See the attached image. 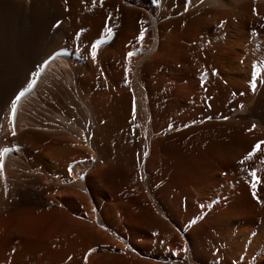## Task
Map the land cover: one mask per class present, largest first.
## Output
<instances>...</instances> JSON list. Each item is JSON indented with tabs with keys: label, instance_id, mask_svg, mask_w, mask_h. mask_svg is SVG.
I'll use <instances>...</instances> for the list:
<instances>
[{
	"label": "bare ground",
	"instance_id": "1",
	"mask_svg": "<svg viewBox=\"0 0 264 264\" xmlns=\"http://www.w3.org/2000/svg\"><path fill=\"white\" fill-rule=\"evenodd\" d=\"M153 1L160 2L159 8L168 5V13H164L165 15L181 13L183 16L179 18L175 16L176 19L165 22L158 28L156 26L155 28L159 32L156 51L151 49L149 55L136 57L132 64L138 66V69L135 68L137 70L136 77L132 78L134 84L130 86L136 91L137 114L132 111L133 97L130 91L132 88L125 85L123 73L112 65L114 59L123 60L127 56L128 50L132 47L131 38L136 35L138 29L145 27V22L149 19L145 13L132 6L135 0H110L104 7L94 8L92 12L88 11L84 16L82 25L85 22V24L94 27V25L101 26L106 23L107 32L99 35L96 39L107 36L110 32H119L116 40L100 47L97 53H94L93 48H89L86 43L81 45L79 43L80 47L77 49L72 46L69 48L57 42L55 36L50 35V27L61 13L60 10L54 11V7L62 4L60 0H31L30 2L27 0H0V259L2 256L4 258L6 251L12 248V246L9 248L8 244L13 241L14 243L18 242L17 247L14 248L16 249L15 257L34 256L36 259V255L50 254L57 255L59 258L82 257V252L86 250V244L79 246L75 239L79 235L88 238L93 235L90 232L92 226L88 223V219H92L94 224L99 226V230L95 229V235H97L95 237H98L100 231L102 233V238H96L94 245L99 243L104 245V251H99L93 256L94 261L106 255L108 257L104 260V264H112L115 258L122 261L129 257L131 259L132 254H137L138 250L143 253L150 249L149 245L147 247L143 244L141 247L137 244L132 245L125 241L124 237L122 238L127 226L124 220L122 222H120L122 219L116 220L117 212L114 214L112 209L114 205L102 203L105 199L102 183L109 178L117 179L123 185V189L125 187L128 191L140 186L139 175L136 173L137 170H134L136 162L141 167L140 172L146 177L145 181L151 180L152 185L155 181V163L162 164L159 173H162L163 177L165 174H169L167 166L171 164V158L166 148L163 149V145L167 144L166 139L154 141L153 154L149 161L147 160L152 138L151 134L148 135V131H151L149 128L150 101L155 123L158 122L157 132L163 130L164 123H166V121L160 123L161 120H158V110L160 108L164 110L168 106L162 103L164 98L162 85H165L166 81L164 82L161 78L166 72L163 71L161 78L154 79L152 77V72L157 66L156 62L158 59H165L167 55L169 62L173 65L178 60L181 63L186 62V66L191 68L192 63L195 65L198 61L202 63L203 60L199 58L202 46L195 47L193 45L195 44L191 34L193 32L197 43H200L199 39L203 38L202 41H205L207 49L216 50L217 54L211 60L221 68L223 76L240 75L242 74L240 66L245 64L248 58L253 59L248 56L250 31L260 29L261 21L259 19L262 17L260 14L262 11L264 13V2L261 0H151V5ZM74 3L75 1L71 0L73 7L70 15L76 26H79L74 18L76 9H74ZM36 4L42 7V13L35 14L36 17L31 24L30 18L33 17V13H36L33 11ZM154 11H157V8ZM253 19L254 21H252ZM255 19L259 22L255 23ZM156 21L155 19V23ZM197 27L199 28L195 32ZM201 29L204 31L202 36H200ZM225 31L228 32V35L224 37ZM77 36L76 39L83 37ZM153 38L150 37L149 41ZM260 39L264 42L262 34ZM191 41L193 42L190 43ZM75 42L78 43L77 40ZM58 47L60 48L54 51ZM62 48H69L73 52L79 53L84 61L58 58L49 64L42 76H38L44 62ZM52 51L54 52L51 53ZM101 52L104 62L102 68L99 67L101 62L98 66V63L94 62L95 55ZM219 62L222 64L220 65ZM180 65L182 66V64ZM233 65H236V68ZM104 70L112 75L109 77L106 74L103 77ZM34 83V90L18 103V111L14 118L13 104L16 105L17 97L31 88L29 85L32 86ZM189 87L180 88V91L186 94L185 97L183 93L181 99L184 103L187 98L192 96ZM216 89L211 85L206 94H214ZM226 89L227 87H222L218 90L224 92L221 102L214 101L218 107H223L234 99L225 95ZM203 94L205 95L204 91H194L195 97H203ZM257 96L259 98L260 95ZM257 96L253 94L248 96L250 104L251 102L259 104L255 108H250L248 115L241 114L239 116L242 110L237 109L230 117L229 123L211 124L206 127L208 129V132L205 133L207 136L226 140L227 144L222 149L230 162L227 170H235V160L246 156L249 150H252L253 143L257 147L263 148V154L259 155L255 152L254 157L264 156V110L261 109V105L264 106V104L261 102L262 100L259 102ZM136 116L140 118H138L140 121L142 120V127ZM126 139L131 140L134 145L126 146L124 144ZM16 145L21 148H17L13 153L4 157V151L8 148L15 149ZM173 148L171 147V150ZM138 154L140 159L137 161L135 155ZM173 155L175 159L180 158L178 151L174 150ZM127 161H132L129 168L122 166ZM59 162H66V171H62V165ZM227 170L225 168L223 171ZM254 170L257 171L256 168ZM151 173H153L152 178H150ZM60 175H66V181H60L58 178ZM194 175L192 169L188 168V173L184 174L181 171L175 176L176 183L183 186L180 191L186 195L193 196V194L208 189L205 184L198 186L200 178L198 179V176ZM203 180L201 179V182ZM218 184L220 181L211 185L217 186ZM65 185L68 186L64 188ZM59 186L61 187L60 191L56 190L55 192L54 188ZM244 195L250 198L253 193L243 192L238 197L241 199ZM135 200L137 201V199ZM166 200H168L167 206L170 213L178 219L175 211L178 210L179 214V208L182 206L179 194L174 201L171 198ZM88 201L92 204L101 203L102 212L96 207L90 210ZM243 205H245L244 202ZM118 207L116 206L117 209ZM218 209L219 206L216 207V210ZM137 212L139 211L137 210ZM151 213L152 215L144 214V217L142 215L146 225L163 231L169 229L168 224L157 215L158 213L156 214L154 211ZM236 217L238 216L236 215ZM128 218L126 217L125 220ZM106 223L111 228L106 226ZM204 224H198V227L191 233L196 255L207 252H204L205 249L207 250L205 246L207 237H201L202 239L198 242L195 240L196 231L204 227ZM127 230L131 233L130 229ZM110 234L116 238H111ZM117 237H121L123 242ZM235 237L230 242L231 247H226L231 248V256L241 253L242 242L244 243L246 240L245 231L239 229ZM132 240L135 241L134 243L138 241L135 238ZM225 245L227 246V244ZM118 249L129 257L118 254L116 252ZM22 259L24 258H21V262ZM41 260L43 259L38 258V262H42ZM35 261L38 263L37 260ZM141 262L154 264L152 261ZM190 262L198 263L194 260H190ZM46 263L51 264L50 260ZM257 264H264V257Z\"/></svg>",
	"mask_w": 264,
	"mask_h": 264
},
{
	"label": "rangeland",
	"instance_id": "2",
	"mask_svg": "<svg viewBox=\"0 0 264 264\" xmlns=\"http://www.w3.org/2000/svg\"><path fill=\"white\" fill-rule=\"evenodd\" d=\"M27 1L30 2L31 0H27ZM60 1L62 2V4H59L58 7H54V11L60 10L61 13L58 17H56V19L52 23L51 25L52 27H50V32H51L50 35L55 36L57 42L62 43L64 46H67L69 48H71L72 46V48L77 49L78 47H80L82 43H86L89 48H93L92 46H94L93 43L94 40L97 37H99V35L101 36L105 32H107L106 23L102 24L101 26L94 25L93 27L91 25L85 24V22L82 25L81 22H83L84 16L87 14L88 11L92 12L94 8H98L100 6L104 7L106 5V2L108 3V1L110 0H97V1L72 0L75 1L74 9L76 8L75 17H74L76 20L75 22L78 23L79 26H76L74 20L72 19V16L70 15V11L72 10L73 7L71 4V0H60ZM261 1L264 2V0ZM150 2L151 0H135V2L133 3L130 2L132 3V6H134L136 9L138 8L140 12L142 11L143 13H145L147 18L149 17V19H147L148 22L147 21L145 22L146 28L144 27L138 29L139 32L137 31L136 35L131 38L130 43L134 49L132 50L131 47L130 50H128L126 54L127 56L129 55L128 59L127 56H125L123 60L121 59L118 60V58H116L112 61V65L115 68H117L119 72L123 73L125 85L128 88H132L130 90L133 97L132 111H135L136 113L138 112L137 110L138 99L135 95L136 91L134 90L133 87L130 86L134 84L133 80L136 77L137 74L136 69H138V66L137 64L136 65H132V64L135 62L136 57L141 55L142 56L149 55L151 49L154 50L156 47H158L156 43L159 42V38H158L159 32L158 30H156V28H158L159 25L174 19L175 16H177L178 18L183 16V14L181 13L166 14L167 15L166 16L164 13H168V8H169L168 5L159 8L160 6H156V7L152 6ZM41 8L42 7L37 4L33 8V11L34 12L36 11V13H33L34 14V15L32 14L33 17L30 18L31 24L33 23L36 15L42 13ZM156 8L157 11H154V9ZM262 13L260 14L262 15V17L259 19L261 21L260 29L256 31H250V50L248 56L253 57V59L248 58L247 62H245V64L240 66V70L242 73L240 75H236L235 77L234 76L230 77L229 75L223 76L221 68L215 65V63H213L212 61L213 60L212 58L215 57L217 54L216 50L207 49V45L205 44V41L204 42L202 41L203 38L202 39L200 38L199 39L200 43H197L195 41V34L193 32L191 33L195 43L193 45H195V47L197 45L202 46L201 47L202 50L199 51V58L200 60H203L202 63H199V61L197 62V65L192 63V68H191L190 66H186L187 65L186 62L181 63L178 60L177 62H174L173 65L169 62L170 60H168L169 58L167 55L165 56L166 57L165 59L167 60L161 58V60L158 59V61L156 62L158 68H156L157 66H155L154 68L155 70H153L152 72V77L154 79L161 78L163 76V71L166 72L163 78H161L164 80V82L166 81L165 85L161 84L163 88L162 96L164 97L162 103L163 105L165 106L168 105V106H166L167 107L165 108L166 110L164 109L165 111L162 110L163 108L162 109L160 108L158 110V120L159 121L161 120L160 123H162V121L163 122L166 121V123H164L165 127L163 128V130L157 132L156 130L158 129H156L157 128L156 126L158 122L156 121L155 123V117H153L154 112L152 111L153 108L151 107L152 106L151 101L149 100L150 101L149 105L151 108L149 109L150 111L149 114H151L149 115L150 116L149 119L151 120L149 128H151V131L150 130H149L150 132L148 131V135L151 134L152 138H151V150L148 154L147 160L149 161L150 157L153 154L154 141L160 140L162 138L166 139L167 144L165 143V145H163V149L166 148L167 153L171 158L170 159L171 164L167 166L169 174L167 175L165 174V176L163 177V174L159 173L160 172L159 169L161 168L162 164L160 162L155 163V167H154L155 181L153 182L154 184L152 185L151 180H149V182L145 181L146 177H144V175L140 172L141 167L136 162L134 164V168H135L134 170H137L136 173L139 175L138 180L140 186L132 189L131 191H128L127 188L125 187L123 189V185L120 184L117 179L109 178L102 183L104 197H105L102 203H104V205L110 203H111L110 205H114L112 206V209L114 214L115 212H117L116 220L120 221L122 219L120 222L124 220L125 225L127 226L125 228L126 230L125 234H122V238L124 237L123 239H125V241H127L129 244L132 245L137 244L140 247L143 245L146 247L148 245L151 246L150 249H148L146 252L143 253H141L138 250L137 254H132L133 257L131 259L126 253L118 249L116 251L118 252V254L123 256H128L129 258L123 261L117 260L115 258L112 264H143L141 261L144 262L152 261L154 264H189V263L192 264L190 260H194L195 262H198L197 264H257L260 261V259L264 257V173H263L264 156L259 158V155L263 154L262 153L263 148L257 147L256 144L253 143L251 146L252 150L251 149L249 150L248 154L246 155L247 157L243 156V158L241 159L237 158L234 163L235 170L231 171V170H227L230 162L228 156L224 154L223 151V149L225 148L224 145L227 144L226 140H224V138L219 140V138L216 139L214 137L207 136L205 134L208 132V129L206 127L211 124L229 123L230 117L237 109L242 110L239 116L241 114L248 115L249 110H251L250 108L252 107L255 108L256 105L259 106V104L252 102L250 104L248 96H250L251 94L256 96L260 95L259 98L258 96L257 98L259 99V102L262 100L261 102L264 104V89H263L264 88V42L262 39H260L261 34L264 36V16H263L264 13L263 14ZM154 18L157 20L156 23ZM252 21H254V19ZM257 22L259 21L255 19V23ZM198 28L199 27L195 29V32L198 30ZM81 32L82 33L86 32V33L82 34ZM203 32H204L203 29H201L200 36L203 35ZM80 33L81 35H79ZM227 33L228 32L225 31L223 36L224 37L227 36L228 35ZM115 34L116 37L113 40H116L119 32ZM77 35L79 37L83 36L82 39L81 38H78L79 40L76 39L75 37ZM186 35L189 34L186 33ZM150 37H154V38L149 41ZM76 40L78 41V43L75 42ZM192 42L193 41H191L190 43ZM59 48L60 47L54 49V51L58 50ZM54 51H52L51 53H53ZM99 54H97L98 56L95 55L96 57H94V62L98 63L97 66L101 62V65H99V67L101 66L102 68L104 66V62L102 61V52ZM96 58H98L96 60L97 62L95 61ZM160 62L162 63L160 64ZM180 64H182V66ZM233 66L234 68H236V65ZM260 69L263 71L261 75H258L257 72ZM205 72L207 73L204 75L203 73ZM105 75L110 77V75L112 74L104 70L103 77H105ZM152 77H151V81L153 80ZM220 77L222 78L220 79ZM176 85H178L179 87ZM211 85L214 88L215 87L217 88L216 89L217 93L214 92V94L207 95L206 94L208 93L207 89H209ZM187 86L191 87V88L189 87V89H191L192 91V96L190 98H187L184 103L181 100L184 92H181L180 88ZM222 87H227L225 95H227L228 97L230 96L234 99L228 104H225L223 107L219 106L220 107L219 108L214 101L218 100L221 102L224 92H222V90L221 91L218 90H220V88ZM196 90L204 91L205 95L203 94V97L202 96L195 97L194 91ZM184 96L186 97L185 93ZM173 103L176 105H174ZM261 109L264 110L263 105H261ZM172 112L175 113L173 114ZM138 118L139 117H137V120L139 121V125L142 127L143 126L141 122L142 120L140 121L139 120L140 118L139 119ZM164 118L168 120H165ZM126 140H124V144L126 146L130 147L134 145V143L131 140H127V141ZM174 145L175 148H173ZM171 147L173 148L172 150ZM174 150L179 152V156H180L179 159H175V156L173 155ZM255 152L257 154L259 153V155L254 157ZM139 156H140L139 154L135 155L137 161L138 159H140ZM131 162L132 161H127L123 163L122 166L129 168V165L132 164ZM227 162L228 164L226 165ZM59 164L62 165V171H66L65 170L66 162L63 163L59 162ZM188 168L190 170L192 169V172L198 176V179L200 178L199 180L200 184L197 182L198 179L196 181L199 184L198 186H203L204 184L207 185L208 189L206 191L199 192L198 194H193V196L186 195L185 193L180 191L181 188H183V186L180 185L179 183H176L175 176L181 173V171L184 174L188 173ZM225 168L227 171H223ZM255 168L257 171L254 170ZM152 176L153 173H151L150 178H152ZM58 178L60 179V181H66V175L65 176L60 175L58 176ZM201 179L204 180L201 182ZM218 181H220V184H218L217 186H213L214 183H217ZM209 185H211L212 187ZM66 186L68 185H65L64 188H66ZM120 188L122 189L119 190ZM54 189L55 192L56 190L60 191L61 187L59 186L58 188L56 187ZM247 191L253 193V195H251L250 198L244 195L243 196L244 198L241 197L242 199L241 200L240 197L238 196L240 195V193L243 194V192H247ZM178 194L180 196V201L182 203V206L181 203L180 206L182 208L181 207L179 208V214L177 213L178 210L177 212L175 211V214H177L178 217V219H176L170 213L167 206L168 200L166 199L171 198L174 201V199L178 197ZM135 199H137V201ZM243 202L245 205H243ZM88 205H90V210L91 209L93 210V207H96V209L98 208V210L102 212V208H100L101 203L96 202L92 204L90 201H88ZM116 206H119L118 207L119 210L116 208ZM218 206H219L218 209L219 211L216 210V207ZM238 207L243 208L244 210L240 208L238 210ZM137 210L139 212H137ZM131 211L133 214L131 213ZM152 211L156 212V214L158 213L157 215H159V217L162 218L168 224L169 229L163 231L156 228L155 229L151 228L145 224L144 222L145 219L143 217L147 214L152 215L151 213ZM236 215L238 217H236ZM126 217L127 218L129 217L128 220H125ZM249 217L254 220H251ZM88 221L90 226H92L91 227L92 230L90 232H92L91 235L93 234L92 235L93 237L91 236L88 238L86 236L79 235L76 236L75 239L76 244L79 246L86 244L85 246L86 250L82 252L83 254L82 257L67 256L64 258H59L57 255L50 253H49L50 255H40V256L36 255V259L34 256L15 257L16 249L14 248L17 247L18 242L15 241L14 243L13 241V242H9L8 244L9 248H11L10 246H12V248L6 251L4 258L2 256V258L0 259V264L2 263L3 264H12V263L13 264L14 263L15 264H21V263L48 264L46 262H48L49 260L51 264H102V263L104 264V260L107 259L108 257L106 255L99 257L95 261L93 259V256L99 253V251L100 252L104 251L103 244L99 243L100 245L99 244L94 245L96 243L95 240H97L98 238H102L101 237L102 233L100 231L98 237H95L97 236L95 235L96 232L95 229L99 230V226H97V224H94L95 222L92 219H88ZM131 222L133 223L131 224ZM200 223H205V224L203 225L204 227L199 229L200 231L199 230L196 231L195 240L198 242L200 239L207 237L205 240L207 244L205 245L207 250L204 248L205 249L204 252L206 251L207 252L203 254L197 253L199 255L198 256L194 253L193 238L191 236V233L196 227H198V224ZM106 226H109V228H111V226L108 225L107 223ZM127 229H130L132 234ZM239 229H243L245 231L246 240L244 241V243L242 242L243 248L241 253L236 256H231L230 255L231 248L229 249L226 247H231L230 242L234 238H236L235 236H237ZM110 235L109 236L111 238L114 239L116 238L112 234ZM120 238L121 237H117L118 240L123 242V240H121ZM134 238L136 239V241L138 240L136 243H134L135 241L132 240ZM225 244H227V246ZM228 251H230V253H228ZM21 258H24L22 259V262H21ZM38 258H42L43 260L41 261L45 263L38 262ZM35 260H37L38 263H36Z\"/></svg>",
	"mask_w": 264,
	"mask_h": 264
},
{
	"label": "snow or ice",
	"instance_id": "3",
	"mask_svg": "<svg viewBox=\"0 0 264 264\" xmlns=\"http://www.w3.org/2000/svg\"><path fill=\"white\" fill-rule=\"evenodd\" d=\"M29 87H31V85H29ZM21 95H23V93H21ZM17 99H19V96L17 97ZM13 108H15V104H13Z\"/></svg>",
	"mask_w": 264,
	"mask_h": 264
},
{
	"label": "crops",
	"instance_id": "4",
	"mask_svg": "<svg viewBox=\"0 0 264 264\" xmlns=\"http://www.w3.org/2000/svg\"><path fill=\"white\" fill-rule=\"evenodd\" d=\"M112 201V200H111Z\"/></svg>",
	"mask_w": 264,
	"mask_h": 264
},
{
	"label": "water",
	"instance_id": "5",
	"mask_svg": "<svg viewBox=\"0 0 264 264\" xmlns=\"http://www.w3.org/2000/svg\"><path fill=\"white\" fill-rule=\"evenodd\" d=\"M27 93V92H26Z\"/></svg>",
	"mask_w": 264,
	"mask_h": 264
}]
</instances>
